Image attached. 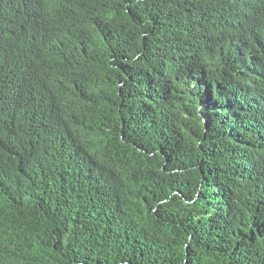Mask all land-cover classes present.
<instances>
[{
    "label": "trees",
    "instance_id": "obj_1",
    "mask_svg": "<svg viewBox=\"0 0 264 264\" xmlns=\"http://www.w3.org/2000/svg\"><path fill=\"white\" fill-rule=\"evenodd\" d=\"M0 264H264V0H0Z\"/></svg>",
    "mask_w": 264,
    "mask_h": 264
}]
</instances>
